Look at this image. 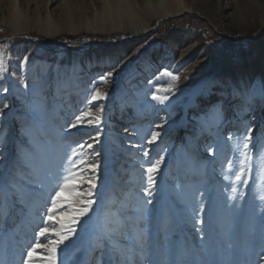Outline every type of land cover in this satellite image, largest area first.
<instances>
[{
    "label": "rangeland",
    "instance_id": "374dc122",
    "mask_svg": "<svg viewBox=\"0 0 264 264\" xmlns=\"http://www.w3.org/2000/svg\"><path fill=\"white\" fill-rule=\"evenodd\" d=\"M122 1L146 17L160 0ZM164 1L188 8L131 32L118 0H0V264H24L33 246L32 264L45 262L67 205L37 233L72 163L77 190L60 198L75 204L94 175L93 204L55 264H264V0ZM103 10L110 32L71 30ZM81 112L99 123L70 128Z\"/></svg>",
    "mask_w": 264,
    "mask_h": 264
},
{
    "label": "snow or ice",
    "instance_id": "6c2138e0",
    "mask_svg": "<svg viewBox=\"0 0 264 264\" xmlns=\"http://www.w3.org/2000/svg\"><path fill=\"white\" fill-rule=\"evenodd\" d=\"M27 57H25V61H27ZM6 71L5 67V58H4V52L3 50H0V73H3ZM112 72H108L105 75L100 76L101 81H105L107 77L112 76ZM164 75L170 76L173 81H176L179 79V77L174 76L172 73L165 71L163 73ZM173 91V86L169 85L167 89H157V92H171ZM105 94L101 92L100 89H95L93 94L91 95V100L96 101L98 99H102ZM153 100H157L161 103L164 102V100L167 99V96L165 95H157L153 94L152 96ZM5 108L8 107V105H4ZM100 110H98L99 112ZM0 114H2V110H0ZM95 115V119H92ZM87 118V123H99V115L93 114L91 112H81L80 115H77L75 117V122L70 124V128L76 127L81 122H84ZM253 129L248 128L247 129V135L243 138V148L245 149V156L244 159L241 161V164H247L250 161L253 160V157L247 153V150L249 149L250 144H252L253 140ZM99 135V134H98ZM158 136L157 132L152 133V140L149 141L151 143L153 140H155ZM91 147V145H89ZM260 149H264V143L260 144ZM147 155V153H145ZM85 161H80V164H84ZM161 160H157L154 164H152L150 167L146 169L147 172V187L144 189V191L151 195L150 189L154 186L155 180H154V174L157 172V170L160 167ZM256 165L259 167L261 174L264 175V151H260L258 156L256 157ZM89 167L91 168L92 172L94 173L97 165L96 164H89ZM244 169L241 168V172H243ZM82 175V173L80 174ZM240 174L238 173L236 176L237 180H240ZM78 180V173H77V164L72 163L70 166L65 169V175L61 178V182L58 183V187L54 190L55 194L51 197V205L47 209V216L45 218V227L41 228L40 231L37 233V236H44L46 232V228L48 227V221L53 220L54 213L57 209H63L64 205H67L69 212L71 213L70 218L67 221H61L59 219L56 220V223L59 224V229L57 230V237L58 239L53 244H49L47 246L48 248V256L45 258V262H42V264H55V251L54 249L59 244L63 243L65 240H67L76 230V224L79 222L81 217L86 216L93 204L92 197V189L95 187V176L88 177V181L90 184V187L85 194V196L77 195V199L75 204L72 202L64 201L60 198V193L62 191H69V192H76L77 190V184L75 183ZM83 182L82 180L80 181ZM246 182V181H245ZM264 199V197H262ZM36 251V247L33 246L29 248L27 252V257L24 261V264H32L33 260V253Z\"/></svg>",
    "mask_w": 264,
    "mask_h": 264
},
{
    "label": "bare ground",
    "instance_id": "6f19581e",
    "mask_svg": "<svg viewBox=\"0 0 264 264\" xmlns=\"http://www.w3.org/2000/svg\"><path fill=\"white\" fill-rule=\"evenodd\" d=\"M121 2L122 0H118ZM124 2L122 1L119 5V12L122 14V16H125L124 19V25L125 28L128 31L136 32L137 31V25H143L145 26V23L148 18L150 17H157L161 18L164 15H168L174 12L182 11L185 8H188V6L184 3H181L180 1L176 4L169 3L168 1L160 0L155 6L146 8L145 13L147 14L146 17H142L141 15H138L137 13L131 11L130 9L124 8ZM124 8V9H123ZM119 13V17L120 14ZM109 15V16H108ZM113 14H105V10L102 11V14L96 15L94 18L85 21V23H82L83 26L78 25L75 27H72L71 30L79 31V30H85L90 31L94 33H105L110 32L114 27L109 26V23L111 22L110 18H113ZM22 19L19 16H16L14 18V22L12 24V27L14 28V31L19 32L20 30H23ZM38 27L40 28V31L44 33L45 35H55L59 32V29L55 26H52L49 24V22H37ZM117 28V27H116Z\"/></svg>",
    "mask_w": 264,
    "mask_h": 264
},
{
    "label": "trees",
    "instance_id": "16d2710c",
    "mask_svg": "<svg viewBox=\"0 0 264 264\" xmlns=\"http://www.w3.org/2000/svg\"><path fill=\"white\" fill-rule=\"evenodd\" d=\"M68 39H70V40H75V39H77V37H73V38H68ZM43 42V41H42ZM61 43H63V42H61ZM43 45V44H42ZM45 45V44H44Z\"/></svg>",
    "mask_w": 264,
    "mask_h": 264
},
{
    "label": "water",
    "instance_id": "95a60500",
    "mask_svg": "<svg viewBox=\"0 0 264 264\" xmlns=\"http://www.w3.org/2000/svg\"><path fill=\"white\" fill-rule=\"evenodd\" d=\"M158 21H161V19L157 20V23H158Z\"/></svg>",
    "mask_w": 264,
    "mask_h": 264
}]
</instances>
